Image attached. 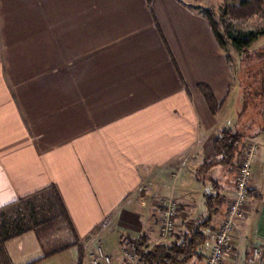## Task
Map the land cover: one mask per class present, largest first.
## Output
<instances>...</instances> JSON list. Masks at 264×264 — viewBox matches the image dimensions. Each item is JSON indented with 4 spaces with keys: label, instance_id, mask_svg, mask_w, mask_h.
<instances>
[{
    "label": "crops",
    "instance_id": "obj_1",
    "mask_svg": "<svg viewBox=\"0 0 264 264\" xmlns=\"http://www.w3.org/2000/svg\"><path fill=\"white\" fill-rule=\"evenodd\" d=\"M212 3L0 0V200L53 191L66 218L59 235L5 242L0 264L30 263L63 238L66 248L36 264H86L98 246L122 264L132 239L146 249L174 239L158 233L164 200L178 205L182 232L218 195L215 225L237 170L216 151L224 132L256 152L247 212L221 264H243L254 249L253 264H264V117L229 120L238 88L201 14Z\"/></svg>",
    "mask_w": 264,
    "mask_h": 264
},
{
    "label": "trees",
    "instance_id": "obj_2",
    "mask_svg": "<svg viewBox=\"0 0 264 264\" xmlns=\"http://www.w3.org/2000/svg\"><path fill=\"white\" fill-rule=\"evenodd\" d=\"M262 5V0H248L237 7L228 6L226 9L230 17L243 22L252 14L261 11ZM210 12L208 9H201V14L208 20L220 47L223 48L224 37L219 34L218 27L211 19ZM256 42L257 37L254 36L246 41L231 40L234 48L243 54H247ZM257 60L264 61V55H258ZM261 67L264 68V63ZM260 81L262 86L264 84V72ZM202 90H204L208 101L211 102V94L204 88ZM262 90L261 88V94ZM240 136L237 132H224L216 139L215 148L221 154L220 162H226L231 165L233 163L232 160L238 157L242 149ZM41 198L44 199L43 203H40ZM222 201L223 199L218 195L207 197L208 218L186 221L182 232L171 241L154 245L149 249L145 248V238L143 236L132 239L129 243L133 245L136 253L140 256L141 262L144 264L202 263L204 258H206L205 252L208 246L209 236L207 233L212 232L214 229L212 216L217 215L220 209L214 204L220 203L222 205ZM50 206L54 207L52 212ZM65 220L64 209L53 191H44L28 196L0 210V247L5 242L28 232H35L38 239H44L41 235L46 234L52 225H59L60 228H63ZM67 244L55 246L53 250H46L42 257L27 264H36L55 252L63 250L68 246ZM73 244L76 243H72V246Z\"/></svg>",
    "mask_w": 264,
    "mask_h": 264
},
{
    "label": "rangeland",
    "instance_id": "obj_3",
    "mask_svg": "<svg viewBox=\"0 0 264 264\" xmlns=\"http://www.w3.org/2000/svg\"><path fill=\"white\" fill-rule=\"evenodd\" d=\"M247 1L214 0V3L209 6L211 19L216 23L219 34L224 37L222 51L230 65L234 78V86L237 84L238 88L235 98L236 109L232 110L229 120L233 123H238L240 126L242 124L248 125V120H250L251 116H253V120L256 122L261 120V116L264 117V84L261 86L260 81L261 75L264 72V68L261 67L264 61L257 60L258 55H264V0H262L261 11L252 14L243 22L230 17L226 9L228 6L237 7L239 4ZM253 36L257 37V42L250 48L247 54L240 53L231 43L232 39L246 41ZM261 88L263 89L262 94L260 93ZM240 137H243V135ZM235 163H238V158L235 159ZM43 198L40 199V203L44 202ZM50 209L52 212L54 207L50 206ZM61 230L63 229L59 225H52L46 234L41 236L48 238L49 236L59 235L62 232ZM177 233L180 234L181 232H176L175 229L173 238L178 235ZM63 244H66L65 238L60 240L58 246ZM52 247L54 248V244ZM193 264L199 263L194 262Z\"/></svg>",
    "mask_w": 264,
    "mask_h": 264
},
{
    "label": "built area",
    "instance_id": "obj_4",
    "mask_svg": "<svg viewBox=\"0 0 264 264\" xmlns=\"http://www.w3.org/2000/svg\"><path fill=\"white\" fill-rule=\"evenodd\" d=\"M256 152V145L252 141L246 142L238 155L237 170L234 176L232 197L228 201L225 211L217 218L211 235V245L208 256L203 264H221L226 258V249L231 242L236 221L242 219L247 212V204L251 197L247 193V184L251 178V161ZM160 216L158 219V233L162 240H170L175 233V220L179 214L178 205L172 200L160 202ZM122 264H144L136 253L133 245L127 243L122 252ZM259 258V251L254 249L243 264H253ZM110 258L98 246L89 255L86 264H109Z\"/></svg>",
    "mask_w": 264,
    "mask_h": 264
},
{
    "label": "clouds",
    "instance_id": "obj_5",
    "mask_svg": "<svg viewBox=\"0 0 264 264\" xmlns=\"http://www.w3.org/2000/svg\"><path fill=\"white\" fill-rule=\"evenodd\" d=\"M13 202H14V198L9 199V200H0V210L4 209L5 206H7Z\"/></svg>",
    "mask_w": 264,
    "mask_h": 264
}]
</instances>
